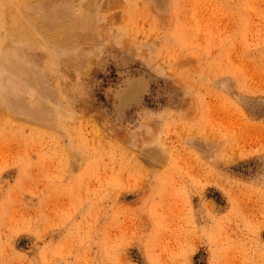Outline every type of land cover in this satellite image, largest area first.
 Here are the masks:
<instances>
[{"label":"rangeland","instance_id":"374dc122","mask_svg":"<svg viewBox=\"0 0 264 264\" xmlns=\"http://www.w3.org/2000/svg\"><path fill=\"white\" fill-rule=\"evenodd\" d=\"M0 5V264H264V0Z\"/></svg>","mask_w":264,"mask_h":264},{"label":"bare ground","instance_id":"6f19581e","mask_svg":"<svg viewBox=\"0 0 264 264\" xmlns=\"http://www.w3.org/2000/svg\"><path fill=\"white\" fill-rule=\"evenodd\" d=\"M1 6V5H0ZM5 6V5H4ZM14 7V6H13ZM18 7V6H17ZM90 9V8H89ZM5 11V10H4ZM1 12V11H0ZM90 12V11H89ZM3 15H5L4 13H3ZM26 15V14H25ZM0 16H2V15H0ZM20 16V15H19ZM30 16H32V15H30ZM9 17V16H8ZM11 17V16H10ZM5 18V17H4ZM17 18V17H16ZM19 18V17H18ZM22 18V17H21ZM24 18V17H23ZM11 19V18H10ZM14 19V18H13ZM12 19V20H13ZM3 21V20H2ZM14 21H16V20H14ZM13 21V22H14ZM21 21V20H20ZM31 21V20H30ZM78 21V20H77ZM17 22V21H16ZM12 23V22H11ZM77 23H80V22H77ZM81 24V23H80ZM1 25H3V24H1ZM0 25V26H1ZM13 25V24H12ZM35 25V24H34ZM21 27V26H20ZM42 27V26H41ZM33 28V27H32ZM29 30V29H28ZM41 31H42V29H41ZM30 32V31H29ZM35 32V31H34ZM3 33V32H2ZM36 34V33H35ZM47 34V33H46ZM2 37H5L4 36V34H3V36ZM41 37V36H40ZM38 38V37H37ZM2 39V38H1ZM26 39V38H25ZM7 40V39H6ZM38 40V39H37ZM44 40V39H43ZM41 41V40H40ZM49 41V40H48ZM33 43V42H32ZM42 43H44V42H42ZM25 44H27V43H25ZM31 44V43H30ZM28 45V44H27ZM34 45H35V43H34ZM12 49V48H11ZM1 50V53H0V69H3V68H5V66H6V64L3 62V61H5L7 58V54L4 52V50L3 49H0ZM15 63V62H14ZM68 72V71H67ZM96 134V133H95ZM94 139H96V137L94 138Z\"/></svg>","mask_w":264,"mask_h":264}]
</instances>
